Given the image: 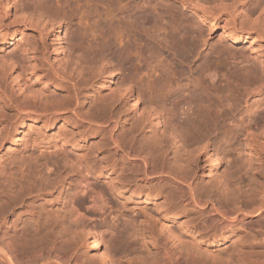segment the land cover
<instances>
[{"label":"bare ground","instance_id":"1","mask_svg":"<svg viewBox=\"0 0 264 264\" xmlns=\"http://www.w3.org/2000/svg\"><path fill=\"white\" fill-rule=\"evenodd\" d=\"M14 1L0 0V151L35 123H71L56 138L61 153L36 147L0 177V264H214L211 247L239 234L244 244L226 264H264V0H18L20 19L10 20ZM149 25L142 98L141 77L124 67ZM216 28L219 46L209 40ZM112 82L109 96L99 95ZM140 101V119L123 114ZM105 129L100 165L67 152ZM231 140L240 147L228 149ZM233 150L242 156L232 163ZM227 159L217 180L199 176L201 163L212 174ZM90 175L109 178L106 187ZM123 192L153 208L151 223L120 230L118 256L91 225L114 213L111 196Z\"/></svg>","mask_w":264,"mask_h":264},{"label":"rangeland","instance_id":"2","mask_svg":"<svg viewBox=\"0 0 264 264\" xmlns=\"http://www.w3.org/2000/svg\"><path fill=\"white\" fill-rule=\"evenodd\" d=\"M20 1H22V0H19V2ZM23 1H27V0H23ZM142 1H144V0H142ZM165 1L166 2L169 1V4H171V5H179L178 0H165ZM16 2H18V0H15L14 3L12 2L13 4L10 5V9H9V11L11 13L10 20L12 18L14 20L20 19L19 18L20 16H18V14H19L18 12H17L18 13L17 17L15 15L16 14L15 9L18 11V9H17L18 7L15 4ZM15 6H16V8H15ZM12 14H14L15 16ZM29 27H30V29H28L27 32L31 33L32 32V29H31L32 26H29ZM149 27H151V25L146 26V28L145 27L139 28L140 30L138 31L139 33H137V35H138L137 38L140 40V42H137L139 40L136 39V41L134 42L135 44L133 43L132 45L128 46L129 49H127L128 51H126V52H127V54L129 53L128 54L129 60H127L125 62L123 57L117 56V59H121V58L123 59V61L125 62V65H126V63H128L126 65V67H124L125 71L127 73L131 72V75H134L135 79L138 77L142 78V80H141V78H138L136 80V84L138 83V85L136 86V93H138L139 90L144 89V91L142 93V95L144 94L143 95L144 97L141 95L142 98H147L148 93L145 91V87H146L145 84L151 78H149L147 75H145L142 71L140 72L141 67L140 66L138 67V65H143L144 69L146 68V65H147V67L151 66V28H149ZM73 28H71L68 32L63 30V35L66 39L70 40L69 37L72 36ZM115 28H116V26L115 27L112 26V28L110 27L109 29L107 28L106 34L113 32L110 35H114V31L116 30ZM220 34H221V29L216 28L211 33V36L209 37L210 43H213V44H216L217 46H219L221 44V42L218 40ZM141 42H142V44H141ZM222 44H228L232 48L234 47L235 49L246 48V46H248V44H246L245 42L232 43L231 41H226V43H225V41H224ZM66 45H68L67 40H66ZM137 45L140 47V49ZM68 47L69 46H66L67 49H68ZM14 49H15V44H10L7 48V50H9V51H12ZM132 50H134V51H132ZM68 52L69 51H67L65 54L67 56H65V55L63 56V54H61L64 57V60H63L62 56L60 57V59L62 58L61 60H63L61 62L66 61V58H67V61L69 60L70 52H69V54H68ZM126 52H124V54H122V55L125 56ZM130 53H132V54L130 55ZM134 53H136V55L133 56ZM246 54H251V52L249 51L248 48H247ZM46 55L48 58L53 59L51 49L47 50ZM135 57H137L139 59L138 63L142 60V62H141L142 64H138L137 62H135V60L137 59ZM128 65H129V67H128ZM146 71H148V73H150L151 69L150 68L146 69ZM150 75H151V73H150ZM100 78H101L100 76L96 77L97 80H99ZM114 78H115V80H117L118 75L117 76L115 75ZM141 82H143V83H141ZM114 85H115L114 82H112L109 85H107L106 88H101L99 91V95H101L103 98H107L109 96L108 94L112 92ZM8 86L11 87L10 82H8ZM83 93H85V92H83ZM106 95H107V97H106ZM140 102H141V105L139 107H141V108L137 112L132 111L125 104V106L123 107V114H125L127 116H132L134 121H136L138 118L140 119L142 117V112L144 110L143 108L145 105H147L146 101L145 102L140 101ZM70 123L71 122L67 121V119L66 120L59 119V121H57L55 123V125L48 126L46 128L42 126V123H39L38 125H36V123L31 125L30 127L33 128L32 130H29V126L26 127V132H24V134H23L24 137L22 138V140L18 141L17 144H12L11 142H7L6 145L2 147V149L0 151V177H2V175L5 173V171H10L11 169H15V166L16 165L18 166L20 164L19 162H21V158L22 157L28 158L32 154V151L36 147L41 149L40 155L47 154L48 156L54 157L56 154L61 153L62 152V148L60 147L62 144L61 141H63L62 139H63L64 133L66 131L68 132V129H70ZM63 126H65V127H63ZM81 129H85V127H81ZM69 132H70V130H69ZM29 137H32V138L37 137V138L33 139L34 140L33 142L28 143L27 139ZM57 137L59 139H61V141L59 140L55 146ZM108 142H109L108 132H107V129H105V130H98L97 132L96 131L89 132L88 134L85 135L84 138L79 137L77 139V141H75L74 143L65 145V148H67L66 149V150H68L67 152H70L74 156L77 155L78 157H81V156L82 157H88L89 159L96 158L95 164L100 165L101 160H100V158H97V156L108 155V152H109ZM49 143H53V144L51 145ZM238 143H240L239 140L236 142H234V140H231L230 142L227 143L228 149L239 148L240 144H238ZM238 155L240 157L242 156V154H240L238 151L233 150L230 153L229 159L232 161V159L234 160V157L236 158ZM229 159H227V160H225V162H223V166L218 168L217 172H216V170H214V168H212V170H213L212 174H208L209 171H206L205 174H203V163H201L200 168L198 169L199 176L202 179H204L205 181L217 180V177L221 173H223V168L226 165L229 166L233 163V161L231 163V161ZM90 178H91L92 182H97L100 185H103L105 187H106V185H105L106 180L105 179H109L107 177H99L96 180L92 175H90ZM82 197H83L82 194L78 195L79 199H82ZM111 197H112L111 198V200H112L111 204L113 205V207L115 209L114 213L112 215L108 216V218H106V219H100V218L95 219L96 221L95 220L92 221L93 225H91V226H93L95 230L100 232L101 238H103L102 240H104L105 242L108 243L109 249L111 248L115 252L118 251L117 255L119 256V254H120L119 252L122 251V248L120 247V240H121L120 230H124L126 232V228H131V226L133 228H138V227H141L143 225H147V224L151 223V212H152L153 204L151 203V200H149L148 202H145L143 200L145 196H143L142 198H138V197L134 196L133 194H131V192H123L122 194H119V195L116 194L115 196L112 195ZM55 207H57V206H55ZM94 222H96L95 223L96 225L94 224ZM125 235H126V233H125ZM243 239H245V238H243ZM243 239H242V234H239L238 236L232 237L228 242H226L220 246L211 247V249L213 251H215V253L220 254L219 257H217L213 260V263L214 264H226L227 261L225 259L229 255L235 254L237 252L240 245L242 243L244 244ZM132 241H133V238L131 237V239H129V242H132ZM132 246H134V245H132ZM132 246H130V247H132ZM94 259H95V261H98V259H96V258H94Z\"/></svg>","mask_w":264,"mask_h":264}]
</instances>
